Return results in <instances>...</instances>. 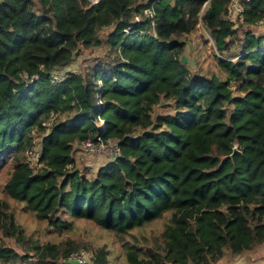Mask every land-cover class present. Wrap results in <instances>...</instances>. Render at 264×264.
Wrapping results in <instances>:
<instances>
[{"label":"trees","instance_id":"1","mask_svg":"<svg viewBox=\"0 0 264 264\" xmlns=\"http://www.w3.org/2000/svg\"><path fill=\"white\" fill-rule=\"evenodd\" d=\"M231 1L0 0V264H70L80 246L29 236L10 199L58 233L79 220L113 232L122 264H217L264 243V0L242 19ZM200 29L214 71L186 55ZM99 139L122 154L79 168L77 143ZM111 252L94 257L118 264Z\"/></svg>","mask_w":264,"mask_h":264},{"label":"rangeland","instance_id":"2","mask_svg":"<svg viewBox=\"0 0 264 264\" xmlns=\"http://www.w3.org/2000/svg\"><path fill=\"white\" fill-rule=\"evenodd\" d=\"M242 19L240 16H236L234 19ZM241 21L236 22V26L241 30ZM255 29L264 32V22L256 24ZM204 29L198 30L190 38V42L187 45L186 55L191 59L193 68H202L203 70L214 71L216 66V48L214 42L210 39V36L206 33L205 37H209V41H206L203 36ZM84 56L80 57L78 61L70 65L67 69H63L60 72L65 76L67 71L75 70L79 67ZM188 61V58H187ZM109 152H88L82 150L77 146L75 152L76 164L81 169H90L91 172L104 165L109 159ZM11 159H9V163ZM1 166V165H0ZM9 174L8 167H0V197H4L3 184L6 182ZM15 212L17 213L19 221L24 225L26 233L29 236L40 239L42 242H55L65 244L68 240H74L80 246L77 249H85L90 253H95V249L103 245H108L111 249V257L118 264H122V260H117L122 255V245L113 232L98 227L95 223L88 220H79L75 225V229L70 232L58 233L51 229L48 225V221L40 219L34 213L25 208V204L11 200ZM162 221H158L154 227L160 228ZM3 234L0 232V242ZM13 247L21 250V248L15 242H10ZM75 249V250H77ZM117 257V258H116ZM237 261H243L245 264H264V243L259 245L256 249L246 252L240 257L230 259L225 257L217 264H232Z\"/></svg>","mask_w":264,"mask_h":264},{"label":"built area","instance_id":"3","mask_svg":"<svg viewBox=\"0 0 264 264\" xmlns=\"http://www.w3.org/2000/svg\"><path fill=\"white\" fill-rule=\"evenodd\" d=\"M93 4L98 3L100 0H91ZM244 1H250V0H232L229 7H228V13L227 17L230 19H234L236 16L243 17V14L245 12V2ZM145 15L149 16L150 18L154 19L156 16L155 7H148L145 10ZM136 18L138 20H141V16L137 15ZM263 21H260L259 23H262ZM38 78L35 77V79ZM64 75L61 72H56L53 75L52 82L53 83H60L63 81ZM52 118L49 123H51ZM99 125L104 129L105 127V121L103 119L99 120ZM77 146L80 147L84 151L88 152H109V156L112 157H118L122 154V148L119 144V142L108 139L107 141L98 140H82L77 143ZM43 149L40 143H37V145L33 146L32 148L27 149L26 155H27V163L33 167H39L40 166V159L42 157ZM69 259H75L78 260L80 264H100L96 258L94 257L93 253H90L89 251L85 249H77L73 250L71 253ZM20 264H31L29 262H21Z\"/></svg>","mask_w":264,"mask_h":264},{"label":"water","instance_id":"4","mask_svg":"<svg viewBox=\"0 0 264 264\" xmlns=\"http://www.w3.org/2000/svg\"><path fill=\"white\" fill-rule=\"evenodd\" d=\"M183 61L184 62H187V57L186 56H183ZM238 151V146H235L234 148V152L230 154V157H234L235 156V153ZM68 262L70 264H80L78 260H75V259H69ZM232 264H245L243 263V261H237V262H234Z\"/></svg>","mask_w":264,"mask_h":264},{"label":"crops","instance_id":"5","mask_svg":"<svg viewBox=\"0 0 264 264\" xmlns=\"http://www.w3.org/2000/svg\"><path fill=\"white\" fill-rule=\"evenodd\" d=\"M108 157H110V156H108ZM111 158V157H110Z\"/></svg>","mask_w":264,"mask_h":264}]
</instances>
